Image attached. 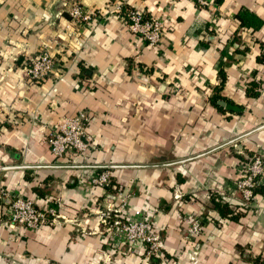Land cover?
I'll return each mask as SVG.
<instances>
[{"label": "crops", "instance_id": "obj_1", "mask_svg": "<svg viewBox=\"0 0 264 264\" xmlns=\"http://www.w3.org/2000/svg\"><path fill=\"white\" fill-rule=\"evenodd\" d=\"M78 2L99 16L73 28L66 0H0V264H146L101 220L118 185L128 212L152 213L169 264H264V187L247 204L236 190L249 159L264 160V0ZM241 8L262 25L240 27ZM128 9L162 20L156 46L130 32ZM46 46L55 71L31 81ZM80 110L87 147L54 157L46 135ZM105 169L101 188L91 178ZM15 197L58 219L7 225Z\"/></svg>", "mask_w": 264, "mask_h": 264}, {"label": "built area", "instance_id": "obj_2", "mask_svg": "<svg viewBox=\"0 0 264 264\" xmlns=\"http://www.w3.org/2000/svg\"><path fill=\"white\" fill-rule=\"evenodd\" d=\"M180 1V0H169ZM199 7L206 6L213 0H191ZM68 4L71 24L75 21H86L97 16L96 10H84L76 3ZM120 5V4H119ZM131 33L141 37L150 47L161 40L164 24L162 20L144 18L139 10L130 9L125 15ZM69 25H67V28ZM56 68L55 58L48 46L41 49L27 67V75L31 81L37 82L51 75ZM89 120L86 111L80 110L73 115L65 116L62 121L46 135L45 141L54 157L60 158L72 151H83L87 147L85 127ZM91 182L101 188L111 186L112 176L108 169L102 170L91 178ZM264 183V160L256 154L246 164L245 172L236 184V190L244 203H250L255 196V188ZM116 202L106 206L100 212L101 220L111 229L117 242L127 244L134 250H141L146 264L150 260H159L169 264L164 255V242L154 227L152 213L134 210L128 212V201L131 193L123 186L115 188ZM5 223L9 226L22 225L35 229L45 221L55 222L58 219L56 209H41L30 199L15 197L9 204L5 215ZM189 232L199 233L201 224L198 219L187 218ZM40 264H57L50 261Z\"/></svg>", "mask_w": 264, "mask_h": 264}, {"label": "trees", "instance_id": "obj_3", "mask_svg": "<svg viewBox=\"0 0 264 264\" xmlns=\"http://www.w3.org/2000/svg\"><path fill=\"white\" fill-rule=\"evenodd\" d=\"M215 1H216V3H221L222 0H215ZM143 16H144V18H147V17H145L144 14H143ZM236 17H237V19L240 22L239 23V26L240 27L250 28L252 30L258 29L262 25V23H263V21H262V19L260 17H258L257 15L253 14L252 12H250L249 10H247L246 8H241L237 12ZM258 60L259 61L264 60V53H262L259 56ZM222 83H223V80L221 81V83H220V85H219L218 88H220L222 86ZM248 85L250 87L251 86H258L256 83H254L252 81L249 82ZM219 99L225 101L226 103L228 102L227 104L229 106H227V104H226V108L225 109H228L230 112H234V111H236L239 108L238 105H235L231 101L226 100L224 97H222L218 93H214L213 96L211 97V100L210 101L214 105H216L218 108L222 109V107L218 106V104H217V101ZM263 187H264V184L259 185L257 188H255V193L258 192L259 190H261ZM212 198H213V203L215 205V208L217 210H219L220 212L225 211V208H226L227 205H226V203H220V201H219L220 197L218 196V194L213 195Z\"/></svg>", "mask_w": 264, "mask_h": 264}, {"label": "rangeland", "instance_id": "obj_4", "mask_svg": "<svg viewBox=\"0 0 264 264\" xmlns=\"http://www.w3.org/2000/svg\"><path fill=\"white\" fill-rule=\"evenodd\" d=\"M66 1H68V2H70L71 4L72 3H76L77 5H80L81 6V4L78 2V0H66ZM128 10H130V9H128ZM66 15H67V19L68 20H71V17L69 16V14H68V12L66 11ZM97 16H99V14H98V12H97ZM85 21V20H84ZM79 22V21H78ZM77 21H75L74 23H72L71 24V27H75V25L78 23ZM106 210V207H104L103 209H101L100 211L101 212H103V211H105ZM100 213V212H99ZM131 250H133V249H131ZM151 262H153L152 260H150V264H151Z\"/></svg>", "mask_w": 264, "mask_h": 264}]
</instances>
